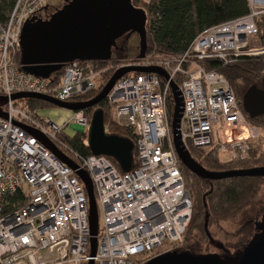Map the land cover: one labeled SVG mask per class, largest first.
<instances>
[{
	"label": "built area",
	"instance_id": "obj_1",
	"mask_svg": "<svg viewBox=\"0 0 264 264\" xmlns=\"http://www.w3.org/2000/svg\"><path fill=\"white\" fill-rule=\"evenodd\" d=\"M247 1V14L205 29L185 53L124 64L159 66L170 77L130 73L107 96L113 120L136 134L138 164L128 172L106 155L83 157L62 149L66 147L58 136L69 123L88 133L91 120L85 110L59 127L30 114L21 99L9 100L3 107L9 118L0 117V264H88L91 259L95 264H144L159 249L183 240L194 203L168 117L170 81L180 79L175 83L183 98L180 134L186 148L214 149L224 162L246 160L263 132L249 122L229 80L202 61L230 65L264 55V46L256 43L264 0ZM47 2L14 0L7 19H0L1 95L34 92L75 101L97 86L102 71L94 61L66 64L59 82L56 74L43 78L27 73L17 61L25 22ZM32 130L89 173L103 224L95 256L90 252L86 188Z\"/></svg>",
	"mask_w": 264,
	"mask_h": 264
},
{
	"label": "water",
	"instance_id": "obj_2",
	"mask_svg": "<svg viewBox=\"0 0 264 264\" xmlns=\"http://www.w3.org/2000/svg\"><path fill=\"white\" fill-rule=\"evenodd\" d=\"M146 12L134 6L132 0H69L50 18H29L21 34L20 65L32 75L49 78L61 72L66 64L74 61H110L118 40L122 37H139L138 60L148 53ZM156 73L170 80L168 73L159 66L122 65L115 70L102 90L87 101H61L55 97L34 92H18L10 97L0 94V117L9 118L4 106L9 100L37 99L72 111L85 110L99 105L116 82L130 73ZM174 110L171 121L175 150L181 163L192 173L213 182L233 177L264 178V166L228 171H211L196 161L184 145L181 134L183 98L179 86L170 81ZM243 109L251 119L264 115V91L251 87L243 96ZM81 130V129H80ZM53 153L70 166L83 182L89 200L90 252L96 255L100 228L99 209L94 185L89 173L81 168L56 143L38 130H32ZM87 145L94 155H106L115 159L124 172L134 166L135 142L125 136L106 130L104 110L97 108L91 118ZM257 229L253 238L243 249L231 254L223 243L216 241L209 232V212H206L205 232L220 253L198 254L191 251L170 250L163 252L144 264H264V215L255 222ZM88 264H95L91 259Z\"/></svg>",
	"mask_w": 264,
	"mask_h": 264
},
{
	"label": "trees",
	"instance_id": "obj_3",
	"mask_svg": "<svg viewBox=\"0 0 264 264\" xmlns=\"http://www.w3.org/2000/svg\"><path fill=\"white\" fill-rule=\"evenodd\" d=\"M132 3L134 6L143 9L147 15V58L150 59L183 54L190 49L194 40L205 29L239 18L249 12L247 0H152L147 4L141 0H132ZM13 6L14 0H0L1 20L5 21L7 19V15ZM46 8L47 5L36 17L43 18ZM257 24L256 43L264 46V14L258 17ZM17 61L20 63V54ZM137 61L136 57L129 62ZM94 63L96 69L102 71L99 76V82L92 92L76 97L75 101H87L96 96L105 86L111 77L110 75L118 68V66H113L111 60ZM202 65L207 69L219 71L229 80L235 90L238 103L249 122L259 127L264 133V121L248 117L243 109L241 96L238 94L239 80L245 77L257 76V74L264 71V55L253 58H241L230 65H223L217 60H205L202 61ZM63 72L64 69L56 73L55 82L61 80ZM179 81L180 79L175 80L177 84H179ZM28 100L32 108L35 102H40L31 98ZM95 107L104 110L105 125L109 133L129 137L134 142L136 141V134L130 126L121 125L113 120L111 106L107 98ZM23 108L25 109L24 105ZM92 108L85 109L90 120L92 118L90 111ZM173 110L174 100L172 94H170L168 96V117L170 121H172ZM27 111L33 116L39 117L34 109ZM87 138L88 133L86 131H78L74 136L61 132L58 136L59 141L66 147L62 149L69 152L72 151L83 157L92 154L90 147L84 143ZM262 139L253 144L248 158L243 161L224 162L214 149L191 148L190 152L196 161L211 171H228L264 166V152L260 151L261 145L258 143ZM109 158L121 172H124L115 159ZM137 164L135 150L134 166ZM181 169L194 203L191 222L186 230V233L189 231L190 234L197 229L200 233L207 236L205 232L207 211L209 212V227L214 223L232 218L249 205L264 185V178L261 177H233L210 182L192 173L182 163Z\"/></svg>",
	"mask_w": 264,
	"mask_h": 264
},
{
	"label": "rangeland",
	"instance_id": "obj_4",
	"mask_svg": "<svg viewBox=\"0 0 264 264\" xmlns=\"http://www.w3.org/2000/svg\"><path fill=\"white\" fill-rule=\"evenodd\" d=\"M59 4V0H48L47 8L44 11L42 19H48L55 13L58 9H61L64 5L56 7ZM139 54V37L138 35H132V45L123 54L118 53L114 50L113 58L111 63L113 66H118V68L124 64L130 63L132 59L136 58ZM148 56V53H147ZM115 72V71H114ZM113 72V73H114ZM112 73V74H113ZM112 74L110 76H112ZM99 78H97V83ZM254 85L258 88L264 89V71L257 76L245 77L238 82V94L241 96V101H243V96L245 93ZM30 98H23L20 100L19 104L25 106L26 110L34 109L36 114L42 119H50L52 122L57 124L59 127H63L75 114L76 111H72L63 107L52 105L48 102L40 101L33 104L29 102ZM37 100V99H35ZM97 107H93L90 111L93 113ZM264 121V115L257 118ZM80 128L74 126V123H69L65 128L64 132L70 136H74ZM264 136V133H263ZM256 144V142H254ZM253 143V144H254ZM260 151L264 152V137L258 142ZM135 151V150H134ZM264 215V185L261 187L256 196L251 200L249 205L244 207L237 215L227 220L221 221L219 223H214L210 225L209 232L213 238L224 244V246L229 250L231 254L236 253L238 250L243 249L244 246L253 238L256 234L257 229L254 223L247 224L250 220H261ZM100 219V229L102 231V220ZM170 250L179 251H191L198 254L205 253H220L224 254V251L217 248L214 244H211L209 238L200 233L195 229L191 234L189 231L185 233L183 240L179 243L167 245L156 252V256ZM155 257L152 256V258ZM151 259V258H149ZM147 259V260H149ZM146 261V260H145Z\"/></svg>",
	"mask_w": 264,
	"mask_h": 264
},
{
	"label": "flooded vegetation",
	"instance_id": "obj_5",
	"mask_svg": "<svg viewBox=\"0 0 264 264\" xmlns=\"http://www.w3.org/2000/svg\"><path fill=\"white\" fill-rule=\"evenodd\" d=\"M68 2L69 0H59V4L56 7L66 5ZM47 9H49V7ZM131 45H132V36L122 37L118 40L115 47V51H118V53L123 54L130 48ZM253 87H256L257 89L264 91V89L258 88L256 85H254ZM256 221L250 220L247 224H252V223L255 224Z\"/></svg>",
	"mask_w": 264,
	"mask_h": 264
}]
</instances>
